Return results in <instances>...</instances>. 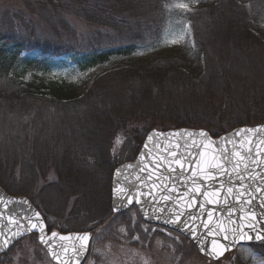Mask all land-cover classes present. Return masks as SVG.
Instances as JSON below:
<instances>
[{
  "label": "trees",
  "instance_id": "trees-1",
  "mask_svg": "<svg viewBox=\"0 0 264 264\" xmlns=\"http://www.w3.org/2000/svg\"><path fill=\"white\" fill-rule=\"evenodd\" d=\"M171 1L38 0L28 12H0V187L28 198L49 230L105 232L115 216L113 172L136 158L151 130L219 137L264 125V64L256 55L264 49V0H199L184 14L193 35L187 67L121 66L88 86L37 73L47 65L32 54H76V69L89 72L152 52L171 22ZM36 12L51 36L40 33ZM67 15L97 28L84 46ZM216 40L223 50L211 56Z\"/></svg>",
  "mask_w": 264,
  "mask_h": 264
},
{
  "label": "water",
  "instance_id": "water-1",
  "mask_svg": "<svg viewBox=\"0 0 264 264\" xmlns=\"http://www.w3.org/2000/svg\"><path fill=\"white\" fill-rule=\"evenodd\" d=\"M249 129H257L255 132H249ZM201 132L207 133V138L200 136ZM187 133H191V136H188ZM152 136L151 141L148 140V137ZM192 140L196 141L195 146L188 147ZM251 140L252 143L249 145L248 141ZM211 141V143H209ZM264 125L258 126H243L238 127L228 133H225L219 137H213L208 131L203 129H190V128H180L168 131H162L154 129L150 131L142 145V148L133 161H128L120 166H118L112 176V185H111V208L112 212L115 215H119L136 207L140 213L143 221L160 226L175 232H178L188 238L191 243L197 248L198 252L205 258L218 262L223 259L227 254L234 252L238 247L244 245H255L264 242V239L256 240L255 238L251 241L244 240L239 241L235 244L234 247L224 248L223 250L217 249V251H222V254L218 257L209 256L201 252L200 240H204V246L209 247L210 241L215 239L222 245H229L232 243L231 239L224 240V232H218L216 235L205 236L207 229L203 227H198L202 223H208L207 213L208 211L212 212L213 219L211 223H208L209 228H214V226L219 225L221 228L227 229V234L231 236V229L234 228L237 224L243 223L247 225V220H241V217L244 215V212L240 211L241 205L244 206V211L247 212L248 209L254 208L256 212V223L254 227L255 232H251L246 226L243 228V231L249 232L250 235L255 237L258 234H261L264 231V209L260 208L259 200L253 199L252 204L245 205L244 200L247 197H241L239 203L235 201V195L238 191H246V188H239L240 181L236 180V173H241L244 175L245 185H252L253 187L256 184H260L262 189H264V180L260 179V176L264 174ZM239 142V143H238ZM179 143L181 147L177 149L178 156L181 159H184L188 152H191V157H188L185 160V169L181 171L177 168L176 173H172L168 167L169 161L173 159L169 153L174 149V146ZM147 145V147H145ZM207 145V147H204ZM249 146L252 148V153H249L247 149ZM227 148L225 156H230V154L239 150L241 155L247 156L248 159L239 161L237 157L230 156L231 162L221 159V162L224 163L225 167L228 168V173L224 176H218L215 180L207 181L200 180L198 181L201 184H204L205 187L201 189V194L195 197V203L188 206L187 200L192 197H186L183 200H180L178 203L177 197L189 189L184 185V176H188L191 172L197 171L196 164L200 160V153L206 152L207 156H216L218 159L221 158V149ZM258 153V155H257ZM141 156L144 159H141ZM194 158V160H193ZM156 161H159V167L156 166ZM189 161H192V167L188 168L187 164ZM239 163V167L236 168L235 172L232 171L234 164ZM248 165V170L245 169L244 165ZM146 166V167H145ZM172 167H177L172 165ZM141 168H144V171H140ZM210 171H215L210 169ZM249 171L252 172V175H249ZM229 175L232 179L229 180ZM151 176V179H146V177ZM139 177V179H138ZM157 177L161 179L157 181L155 188L151 189V196H140L139 199L142 203L150 202L149 207L155 206L157 209L162 205H168L169 208L167 211H171L172 208H177L180 211H183L184 215L181 217V222L183 223L187 218L188 214L199 217L195 221H188L190 225L195 228V236L190 235L187 229L181 231L178 225L164 224L162 219H146L141 211L139 210L141 205L136 204V194L137 190L140 192H147L150 189L153 181L157 180ZM167 177V179H164ZM191 184V180L187 182ZM223 183L226 190L227 187H233V196L227 197L228 204L223 202L225 192L221 191L220 199L218 203L208 204L204 201L203 193L210 186L211 189L215 190L219 188V185ZM164 185L175 186L177 191L172 193L170 192L171 199L168 201L157 200L153 201L152 196L160 197L165 194ZM124 188V194H118L117 189ZM257 197H264V191L259 193H251ZM127 195L133 196V203L131 205L123 204L121 201L127 198ZM120 205L119 209L116 210L117 205ZM201 205H203V211H201ZM233 208L236 211L232 214L231 217L228 216V209ZM36 213H39V217L36 216ZM160 216H163V213H157ZM9 217H12L15 220L16 224L9 223ZM41 221L44 225L43 232L39 231V228L32 229L31 224L36 223L37 220ZM234 221L235 223H230ZM17 224L24 225V229L18 228ZM26 229V231H25ZM0 232H3L5 236L12 237L13 232L23 233L19 234L17 237H12L13 242L9 243L4 251H0V257L9 253L15 245L24 240L29 236H37L38 242L45 249L49 255L51 261L54 264H65V261H68V264H75V260L71 259L74 256L73 249H78L81 243L77 237H81L85 234L89 235L88 248L82 254L81 257H76L80 260V264H84L87 260L90 245L92 242L93 235L89 232H69V233H60L58 231H53L57 235L53 237L51 234L52 231H49L47 223L44 219L42 213L33 205V203L26 197L23 196H14L7 193L2 187H0ZM41 236L44 237L45 243H41ZM65 237V239H61ZM48 245H51V251H55L59 256V260L53 259L50 255V249ZM65 249L67 251H65Z\"/></svg>",
  "mask_w": 264,
  "mask_h": 264
},
{
  "label": "rangeland",
  "instance_id": "rangeland-1",
  "mask_svg": "<svg viewBox=\"0 0 264 264\" xmlns=\"http://www.w3.org/2000/svg\"><path fill=\"white\" fill-rule=\"evenodd\" d=\"M37 1L0 0V12L4 10L28 12L29 6L36 7L35 3ZM181 5H186V7H181ZM198 5L199 0H184V2L172 0L170 5L167 6V14L171 22L160 38L161 41L156 44L157 47L152 52L141 53L139 58L132 61L129 59L115 61L93 71L79 72L76 69L78 62L76 54L59 58L32 54L30 58L46 62L47 70L45 72L37 71V73L47 77L48 80L74 81L87 86L97 81L106 83L108 80L105 75L121 66L131 65V67L146 68L156 60H164L184 64L187 67L190 57L188 50L193 46V35L184 14L199 9ZM33 18L40 33L44 36L50 35L44 16L38 13ZM67 18L76 29L77 42L82 46L97 32V28L89 26L82 19L68 15ZM217 41L209 46L207 50V52L210 51L211 56L219 48V41ZM219 49L223 50L222 48ZM256 55L260 58L257 63L264 64V49L259 50ZM137 59H140L139 63H137ZM30 77L31 75L27 76L28 79ZM124 90V85L117 81L119 95L123 94ZM156 129L161 130L160 127ZM52 180L53 178H51ZM104 227H107L105 232L104 230L92 232L94 238L86 260L87 264H259L258 258L264 257L263 242L254 246L238 247L218 262L209 261L203 258L197 249L191 246L192 243H189V240L186 241L183 235L144 222L136 207L114 216ZM249 248L252 253L256 254L257 258L249 253ZM10 252V254L7 253L9 254L7 257H0V264H54L38 242L37 236H34V238L30 236L22 240Z\"/></svg>",
  "mask_w": 264,
  "mask_h": 264
},
{
  "label": "snow or ice",
  "instance_id": "snow-or-ice-1",
  "mask_svg": "<svg viewBox=\"0 0 264 264\" xmlns=\"http://www.w3.org/2000/svg\"><path fill=\"white\" fill-rule=\"evenodd\" d=\"M181 7H186V5H181ZM249 132H255L257 131V129H249ZM188 136H191V133H187ZM202 137L207 138V133L201 132L199 134ZM153 139L152 136L148 137V140L151 141ZM209 143H211V141H209ZM239 143V142H238ZM249 145H251L252 141L249 140L248 141ZM262 143H264V141H262ZM196 141L192 140L191 143L189 145H187L188 147H193L195 146ZM145 147H147V145H145ZM181 147V145L179 143H177L174 146V149L169 153V155L173 158L169 161L168 167L170 169V171L172 173H176L177 172V168H179L181 171H183L186 167L185 165V160L188 159V157H191V152H188L187 155L185 156L184 159L179 158L178 156V152L177 149H179ZM204 147H207V145H204ZM227 148H223L221 149V158L218 159L216 156H211L210 158L207 156L206 152H202L200 153V160L199 162L196 164V168L197 171H193L191 172L188 176H184L183 180H184V185L189 189V191H186L184 193H181L178 197H177V203L180 200L185 199L186 197L191 196V199L187 200V204L189 207H191V205L193 203H195V197L197 195L201 194V189L205 187L204 184L199 183L198 181L200 180H207V181H212L215 180L216 177L218 176H224L225 174L228 173V168L225 167L224 163L221 162V159L227 160L229 163L231 162L230 156H234L237 157L239 161H243L245 159H248L247 156H243L241 155L239 150H235L233 151L230 156H225V153L227 152ZM247 151L249 153H252V148L249 146V148L247 149ZM258 155V153H257ZM141 159L143 160L144 157L141 156ZM194 160V158H193ZM156 166L157 168L159 167V161H156ZM176 165L177 167H172V165ZM146 167V166H145ZM188 168L192 167V161H189L187 164ZM239 167V163L234 164L232 167V171L235 172L236 168ZM245 169L248 170V165L245 164L244 165ZM210 169H214L215 171H210ZM140 171H144V168H141ZM249 175H252V172L249 171ZM236 180L240 181L241 183L239 184V188H246V191H238L235 195V201L237 203H239L240 198L241 197H247V199L244 200V204L248 205V204H252L253 199H257L259 200V206L260 208L264 209V197H257L252 195L251 193H259L264 191V189H262L260 184H256L254 187L252 185H245L244 180L245 177L243 174L241 173H236ZM139 179V177H138ZM146 179H151V176L146 177ZM161 178L157 177L156 181H153L152 185L150 186L149 191L147 192H140L139 190H137V194H136V204L141 205L140 207V211L142 213V215L146 218V219H157V220H161L163 221L164 224H172V225H178L181 229V231L187 229L188 233L190 235L195 236V228L190 225L188 223V221H195L197 219H199V217L194 216L192 214H188L187 218L185 219V221L182 223L181 222V217L184 215L183 211H180L177 208H172L171 211H167V209L169 208L168 205H162L160 206L158 209L153 205L151 207H149L150 202H144L142 203L141 200L139 199L140 196H151V189L155 188L157 185V181H159ZM164 179H167V177H165ZM232 177L231 175H229V180H231ZM261 180H264V174H262L260 176ZM191 180V184L189 185L187 182ZM165 188V194L160 196V197H155L152 196V200L153 201H157V200H164V201H168L170 200L172 197L170 195V192L174 193L177 191L175 186H172L170 188V192H169V186L168 185H164ZM118 194H124L125 193V189L124 188H118L117 190ZM221 191L225 192L224 195V199L223 202L225 204H228V199L227 197L229 196H233V187L229 186L226 188H224V184L221 183L219 185L218 189H211V187L209 186L203 193L204 196V201L205 203L208 204H214V203H218L219 199H220V193ZM121 203L123 204H128L131 205L133 203V196L132 195H127V198L123 201H121ZM120 207V205H117L116 210H118ZM201 211H203V205H201ZM236 211V209L233 208H229L228 209V216L231 217L232 214ZM240 211L244 212V215L241 217V220H247V225L240 223L237 224L234 228L231 229V236L229 234H227V229L225 228H221L219 227V225L214 226V228H209L208 227V223H211L213 216H212V212L208 211L207 213V221L208 223H202L201 225H199L198 227H203L205 229H207V232L205 233V236L208 235H216L218 234V232H224L225 235L223 236L224 240H229L231 239L232 243H230L229 245H222L220 244L217 240L213 239L210 241V246L209 247H205L204 246V240L201 239L200 240V248H201V252L205 253L209 256H214V257H218L219 255L222 254V251H217V249H221L223 250L224 248H231L234 247L235 244L239 241H244V240H253L254 238L256 240H260V239H264V231L261 232V234L256 235L255 237H253L252 235L249 234V232H245L243 231V228L246 226L251 232H255L256 229L254 227V223H256V212L254 210V208H250L247 210V212L244 211V206L241 205L240 207ZM157 213H163V216L158 215ZM36 216L39 217V213H36ZM9 223L10 224H16L17 222L15 220H13L12 217H9ZM230 223H235L234 221L230 220ZM18 228L20 229H24V225H20L17 224ZM31 228L32 229H37L39 228L40 232H43L44 230V225L41 221H39V219L37 220L36 223H32L31 224ZM26 231V229H25ZM19 234H23V233H17V232H13L12 233V237H17ZM53 237H55L57 234L55 232H53L51 234ZM12 237L9 236H5L3 232H0V251H4L5 248L7 247V245L9 243H12ZM89 235L85 234L81 237H77L78 240L81 241L79 248L78 249H73L74 252V256L71 258L73 260H75V264H80V260L76 259V257H81L82 258V254L87 251L88 248V241H89ZM61 239H65V237H61ZM41 243H45L44 241V237L41 236ZM49 249H50V255L53 257V259L59 260V256L57 255V253L55 251H51V245H48ZM65 251H67L65 249ZM249 253L251 255H253L254 258L256 257L255 253L251 252V249H248ZM259 259V264H264V257H260ZM65 264H68V261H65ZM85 264H87V262H85Z\"/></svg>",
  "mask_w": 264,
  "mask_h": 264
}]
</instances>
